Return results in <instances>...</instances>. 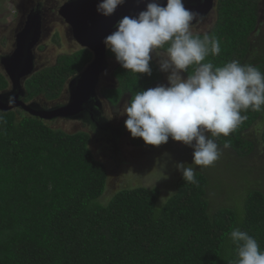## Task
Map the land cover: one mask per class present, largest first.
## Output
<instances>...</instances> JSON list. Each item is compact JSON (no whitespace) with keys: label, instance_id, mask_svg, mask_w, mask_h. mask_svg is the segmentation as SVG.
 I'll return each instance as SVG.
<instances>
[{"label":"trees","instance_id":"16d2710c","mask_svg":"<svg viewBox=\"0 0 264 264\" xmlns=\"http://www.w3.org/2000/svg\"><path fill=\"white\" fill-rule=\"evenodd\" d=\"M262 2L217 0L216 23L207 36L219 41L221 51L205 62L220 67L236 60L264 73V52L252 44ZM92 60L89 50L79 48L38 71L24 84L25 101L59 100ZM151 68L148 76L118 65L114 87L102 91L104 100L117 107L125 97L130 103L138 91L158 86L162 72L154 60ZM10 88L0 69V93ZM241 114L247 120L214 140L218 147L249 157L257 145L246 135L264 120V107ZM129 140L142 149L176 143L170 138L167 144L146 145L130 132ZM91 141L89 133L53 129L21 110L0 112V264H235L236 245L230 239L235 228L248 232L264 251L263 192L245 198L241 223L233 210L211 212L208 179L201 174H195V183L183 180L164 207L158 206L159 189L144 188L123 190L102 205L108 172L91 151Z\"/></svg>","mask_w":264,"mask_h":264},{"label":"clouds","instance_id":"9594fccd","mask_svg":"<svg viewBox=\"0 0 264 264\" xmlns=\"http://www.w3.org/2000/svg\"><path fill=\"white\" fill-rule=\"evenodd\" d=\"M125 2L99 0L96 12L110 18ZM197 15L184 0H167L166 5L151 0L138 15L122 17L102 42L124 70L151 76L156 59L160 71L167 74V85L138 91L130 103L128 97L124 123L131 136L151 146L167 144L170 138L182 142L193 149L191 165L206 168L222 154L214 138L229 136L247 120L242 112L264 107V73L236 60L220 67L205 62L221 48L218 40L193 34L191 24ZM185 72L187 78L182 76ZM14 100L10 97L9 103ZM191 165L175 167L184 181L195 183ZM230 239L236 245L235 264H264V251L248 232L235 228Z\"/></svg>","mask_w":264,"mask_h":264},{"label":"rangeland","instance_id":"374dc122","mask_svg":"<svg viewBox=\"0 0 264 264\" xmlns=\"http://www.w3.org/2000/svg\"><path fill=\"white\" fill-rule=\"evenodd\" d=\"M69 1L0 0V56L10 55L14 51L17 33L25 23L26 16L39 3L44 6V34L40 46L35 51L37 70L41 71L53 66L61 57L79 51L81 47L76 43L72 29L59 15L60 9ZM215 23L216 17L213 12L204 22L191 27V31L193 34L208 33ZM252 44L255 51L260 47L259 51L264 52V0L260 10V27L253 36ZM154 61L159 66L158 61L156 59ZM115 64H117L115 60H111V69L102 77L99 89L101 99L103 89L114 87L112 69ZM162 76L163 80L159 85H167V74L162 72ZM182 76L186 78L183 73ZM68 101L67 89L57 101L48 102L44 98L35 100L45 109L65 106ZM127 106L128 97H125L117 107L105 104L109 123L115 129L123 130L114 142L111 135L109 137L101 134L95 137L91 135L90 149L96 159L105 164L108 172L106 191L100 203L108 205L113 197L123 190L144 188L159 189L158 206L164 207L177 194L184 180L175 165L177 163L191 165L193 149L182 142L154 149L132 147L129 131L124 123L127 119L125 112ZM48 124L53 129L62 130L68 134L79 132L90 134L89 127L82 121L55 120ZM263 132L264 120L258 122L246 135L247 140L257 145L255 153L249 157H240L230 148L219 147L222 154L213 165L206 168L191 165L195 169V174H201L208 179L207 195L211 200L209 201L211 212L212 210H233L237 213L241 223L245 215V198L253 191L264 193ZM108 141H111L110 144H107Z\"/></svg>","mask_w":264,"mask_h":264},{"label":"water","instance_id":"95a60500","mask_svg":"<svg viewBox=\"0 0 264 264\" xmlns=\"http://www.w3.org/2000/svg\"><path fill=\"white\" fill-rule=\"evenodd\" d=\"M99 0H70L59 11V15L72 29L76 43L93 54L92 62L68 86L69 101L65 106L43 108L39 103L25 101L24 84L37 72L35 51L44 34V22L39 11L27 15L25 23L16 35L14 51L1 59V68L8 78L11 91L0 93V112L7 114L23 111L31 117L45 122L55 120L82 121L87 115L93 118L101 114L104 102L99 95L102 77L111 69L109 52L103 39L114 31V26L124 16H136L145 10L151 0H126L110 18L97 14ZM166 5L167 0H160ZM191 12L198 14L191 26L205 21L216 9L217 0H184ZM116 68L112 69V73ZM14 97V103L9 98Z\"/></svg>","mask_w":264,"mask_h":264},{"label":"flooded vegetation","instance_id":"af4514ba","mask_svg":"<svg viewBox=\"0 0 264 264\" xmlns=\"http://www.w3.org/2000/svg\"><path fill=\"white\" fill-rule=\"evenodd\" d=\"M43 8H44L43 4L42 3H39L38 5H35L32 8L31 12H33V11H39L42 14L43 22H44V12H43ZM214 14H215V11H214ZM215 17H216V14H215ZM191 27H195V26H191ZM210 31L208 33H204V35H208L210 33ZM201 34L202 33H198V34H194V35H201ZM6 56H8V55H6ZM6 56H4V55L0 56V66H1V59L3 57H6ZM118 65L119 64H115V67H117ZM105 104L106 103H104L103 111H101V114L100 115H97L96 117L94 116V118L91 115H87L85 117V119L82 120V122L85 125H87V127H89V129H90V136L93 135L95 137L97 134H101V135H103L105 137H109V135H111L112 136V141L114 142L117 139L116 137L123 133V130H117L114 127H112V125L109 123V120L106 117ZM107 104H109V103H107ZM110 142L111 141H108L107 144H110Z\"/></svg>","mask_w":264,"mask_h":264}]
</instances>
